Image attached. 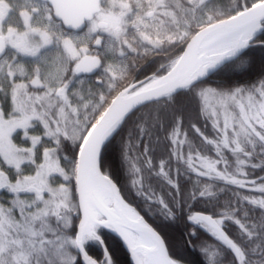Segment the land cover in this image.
<instances>
[{
	"label": "snow or ice",
	"instance_id": "snow-or-ice-1",
	"mask_svg": "<svg viewBox=\"0 0 264 264\" xmlns=\"http://www.w3.org/2000/svg\"><path fill=\"white\" fill-rule=\"evenodd\" d=\"M121 248L264 264V0H0V264Z\"/></svg>",
	"mask_w": 264,
	"mask_h": 264
},
{
	"label": "trees",
	"instance_id": "trees-1",
	"mask_svg": "<svg viewBox=\"0 0 264 264\" xmlns=\"http://www.w3.org/2000/svg\"><path fill=\"white\" fill-rule=\"evenodd\" d=\"M119 245V241H116L113 243V247H117ZM119 261H120V264H128L129 262V258L127 255L124 254V250L121 248L120 251H119Z\"/></svg>",
	"mask_w": 264,
	"mask_h": 264
}]
</instances>
